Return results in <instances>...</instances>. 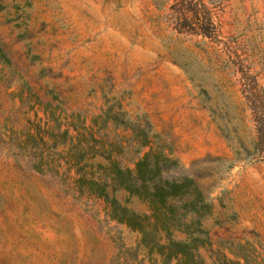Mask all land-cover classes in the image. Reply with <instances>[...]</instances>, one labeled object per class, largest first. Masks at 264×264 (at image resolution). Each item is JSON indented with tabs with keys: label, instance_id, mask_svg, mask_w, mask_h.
I'll use <instances>...</instances> for the list:
<instances>
[{
	"label": "rangeland",
	"instance_id": "374dc122",
	"mask_svg": "<svg viewBox=\"0 0 264 264\" xmlns=\"http://www.w3.org/2000/svg\"><path fill=\"white\" fill-rule=\"evenodd\" d=\"M249 111H264V0H0V264H159L78 192L63 142L42 156L59 170L30 167L45 148L37 129L57 122L90 127L122 166L149 147L175 159L166 175L205 195L188 216L204 264H264V160L240 159Z\"/></svg>",
	"mask_w": 264,
	"mask_h": 264
},
{
	"label": "trees",
	"instance_id": "16d2710c",
	"mask_svg": "<svg viewBox=\"0 0 264 264\" xmlns=\"http://www.w3.org/2000/svg\"><path fill=\"white\" fill-rule=\"evenodd\" d=\"M200 4L198 2L199 8L192 12L201 30L200 26L205 22ZM180 15L182 17L180 16L179 20L185 22L188 19L185 10L181 11ZM200 34L203 35L204 32L201 30ZM249 93L251 95L247 97V102L259 101L252 91ZM249 113L254 137L240 159L264 160V111H249ZM59 125L57 122L55 126L59 129L54 131L48 127L37 129L36 137L45 148L39 151V159L30 161L32 169L40 173L52 169L59 170L60 159L47 162L42 156L45 149L55 150L58 144L63 142L64 145L59 152L67 155L64 165L67 170L75 173L74 186L78 192H85L101 200L109 219L138 233L136 254L138 249L143 247L153 263L204 264L198 251L201 241L193 235L194 230L189 228L191 223L188 216L198 214L202 207H207L205 195L193 177L181 175L169 178L166 175L170 167L177 166L175 159L164 154L152 153L149 147V150L135 160L133 167L122 166L113 156V144H107L110 148L106 149L97 146L99 142L93 136L90 127L82 125L81 133L73 122L64 129ZM70 128L75 135L69 134ZM85 135L90 137V142ZM67 136H70L68 146L64 142ZM146 146H148L147 133L143 131L138 152ZM97 154H103L107 162L94 163L84 159L85 155L94 157ZM56 155L59 156V153ZM122 192L125 193V197L120 199L118 194ZM133 197L145 203V211L138 212L128 206L129 199ZM176 232L186 233L187 238H177Z\"/></svg>",
	"mask_w": 264,
	"mask_h": 264
}]
</instances>
